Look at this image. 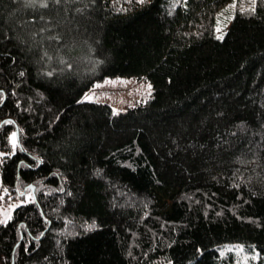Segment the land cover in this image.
<instances>
[{"label": "trees", "instance_id": "1", "mask_svg": "<svg viewBox=\"0 0 264 264\" xmlns=\"http://www.w3.org/2000/svg\"><path fill=\"white\" fill-rule=\"evenodd\" d=\"M232 3L0 0L1 264H264V0ZM112 76L151 92L81 99Z\"/></svg>", "mask_w": 264, "mask_h": 264}, {"label": "rangeland", "instance_id": "2", "mask_svg": "<svg viewBox=\"0 0 264 264\" xmlns=\"http://www.w3.org/2000/svg\"><path fill=\"white\" fill-rule=\"evenodd\" d=\"M229 13L231 14L230 11L228 12L224 11L219 15L217 19V24L220 25L221 29L225 28L226 25L229 23V19H228V17H230ZM218 31L221 32L220 29L216 28L217 36H218ZM148 85L149 82L146 79H144V77H139V78L127 77V76L106 77L102 80L96 81L87 90H85V92L81 96V99L87 93L92 98L82 99V100L105 102L109 104L114 111L119 112L125 110L127 107L139 101L145 100L151 92V88H149ZM0 153L2 152L0 151ZM25 187L26 186H24L22 190L19 189L16 196L9 198L8 195L4 196L5 188H1V179H0V222L6 221L11 216L13 209L17 205L23 203L24 201H28L31 198V192L25 191ZM12 204H15L16 206L14 208H9V205ZM5 212L9 213L8 217L5 216ZM245 258L246 256H242L241 259L237 262V264H244Z\"/></svg>", "mask_w": 264, "mask_h": 264}, {"label": "snow or ice", "instance_id": "3", "mask_svg": "<svg viewBox=\"0 0 264 264\" xmlns=\"http://www.w3.org/2000/svg\"><path fill=\"white\" fill-rule=\"evenodd\" d=\"M40 3L46 5L47 0H40ZM255 4H256V0H252V3L247 5V9L254 11L255 10ZM229 6L230 7H234L235 6V0H233V3L231 5H229ZM245 10H246L245 7H241L240 8L241 12H244ZM231 18L232 17H228V19H231ZM219 27H220V25L218 24L217 28L219 29ZM41 31H43V29H41ZM218 36H219V38H223V33L218 31ZM57 39H59V37H57ZM69 67H70V65H69ZM49 75H51V73H49ZM148 87L151 88V85L149 84ZM91 98L92 97L89 94H87V93L82 97V99H91ZM8 123H11V122L9 121ZM9 140H10L12 146H13V149H15V146H16V143H17L16 133L15 132H12V133L9 134ZM0 155H3V153H0ZM7 155H11V153H8ZM28 187L31 188L32 185H28ZM4 191L7 192V189H5ZM29 195H30V193H29ZM24 202H26V201H24ZM15 206H16L15 204H12V205H9V208H14ZM5 216L8 217L9 213L5 212ZM239 247L242 249L243 245H240ZM253 258H255V256Z\"/></svg>", "mask_w": 264, "mask_h": 264}, {"label": "water", "instance_id": "4", "mask_svg": "<svg viewBox=\"0 0 264 264\" xmlns=\"http://www.w3.org/2000/svg\"><path fill=\"white\" fill-rule=\"evenodd\" d=\"M2 103V102H1ZM31 190H33V186L31 187Z\"/></svg>", "mask_w": 264, "mask_h": 264}]
</instances>
